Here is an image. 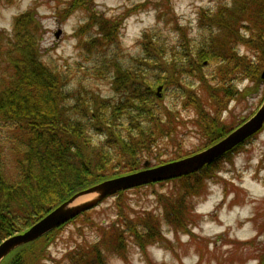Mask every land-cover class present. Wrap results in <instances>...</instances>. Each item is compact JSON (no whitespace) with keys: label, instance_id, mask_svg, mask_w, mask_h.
<instances>
[{"label":"trees","instance_id":"obj_1","mask_svg":"<svg viewBox=\"0 0 264 264\" xmlns=\"http://www.w3.org/2000/svg\"><path fill=\"white\" fill-rule=\"evenodd\" d=\"M227 2L228 5L219 1L212 13L201 14L202 18L208 17V24L202 28L209 36L200 46H192L189 40L177 47L166 43L158 32L145 33L143 39L147 41L141 45L144 56L137 61L150 71H156L153 80L146 75L139 76L137 69L133 71L131 66L118 65L114 52L110 51V56L104 58H111L116 80L122 85L123 99L112 105L91 99L78 111L79 117L68 114L64 108L63 81L59 72L40 59L41 28L36 13L28 8L15 15L13 35L8 38L7 46L0 48V122L13 126L12 147L0 144V241L26 230L77 191L140 169L145 154L153 148L155 136L163 134L167 137L168 120L175 118L167 109L160 112L157 108L158 96L153 87L161 83L158 72L166 73L169 79L186 73L202 85L219 81L215 86L209 83L208 87L204 86L212 104L211 112V109L209 112L200 109L199 98L192 92L185 94V101L198 110L195 123L205 136L204 148L229 132L217 114L227 105L228 98H237L241 92L226 82L235 77L256 84L264 82L260 75L264 70V0ZM91 7L93 0H65L56 12L63 21L72 11L86 9L87 27H96L97 35L84 40L80 38L79 45L101 57L100 54L110 50L106 46L114 43V47L117 43L119 20L97 19L96 14L89 11ZM175 26L177 32H185L177 21ZM240 47L249 52L239 53ZM211 63L215 67L210 74L212 80L203 70ZM121 114L130 118L131 121L126 122V127L132 126L130 129L119 123ZM92 129L100 131L103 140L94 142L90 136ZM245 143L235 146L199 171L164 180L174 183L173 197L186 199L200 193L206 179L214 177L231 154L239 151ZM187 155L189 153L181 155L177 152L173 160ZM123 191L111 196H116L120 216L125 217L124 206H121L125 197ZM171 204L164 202V222L186 229L189 220L184 221ZM88 211L90 209L76 217ZM134 217L140 223V229L135 222L127 223L121 217L107 229L99 226L98 245L101 247L94 246L96 257L104 253L103 239L110 238L107 251L113 241L117 244L121 241L124 245L130 236L138 240L139 246L163 239L159 216L145 211ZM57 229L14 249L10 252L13 256L9 264H42V259H47L45 248L55 239ZM88 251L73 248L65 254L70 257L66 264H95L90 259L91 251ZM258 259V264H264V247ZM54 264L61 263L56 261Z\"/></svg>","mask_w":264,"mask_h":264},{"label":"rangeland","instance_id":"obj_2","mask_svg":"<svg viewBox=\"0 0 264 264\" xmlns=\"http://www.w3.org/2000/svg\"><path fill=\"white\" fill-rule=\"evenodd\" d=\"M64 1L0 0V48L6 47L8 38L13 35L15 15L28 8L33 9L41 28L40 59L59 72L63 81L61 95H64V108L68 114L77 117L78 111L91 99L105 105L123 99L122 85H119L120 80H116L117 73L111 58H104L110 56V51L114 52L118 65L131 66L133 71L137 69L139 76L146 75L153 80L156 71H150L137 61L144 56L141 45L147 41L143 39L145 33L158 32L166 43L177 47L189 40L192 46H200L209 36L207 30H203L208 17L202 18L201 14L212 13L219 1L229 4L227 0H93L89 11L94 12L97 19L119 20L117 43L114 47V43L106 46L110 50L98 57L79 45L80 38L84 40L97 35L96 27H87V10H74L60 21L56 11ZM176 21L184 33L176 31ZM242 52L249 51L240 47L239 53ZM214 69L212 63L203 67L208 79L213 76L210 74ZM158 74L162 77L161 83L153 87L158 96L157 108L160 112L167 109L175 118L168 120L167 137L163 134L155 136L153 148L145 154L139 170L173 161L177 152L192 155L212 145L204 148L205 136L195 123L198 110L186 103L185 94H195L199 98L200 109L205 112L211 109V112L212 104L207 99L206 87L208 83L215 86L219 81L202 85L186 73L176 74L171 79L166 73ZM226 83L241 93L237 98H228L227 105L217 114L229 131L224 135L220 133L221 138L250 119L264 101V82L256 84L235 77ZM118 121L125 129L132 127H126V122L131 120L124 114L118 116ZM11 135L13 126L1 121L0 144L12 147ZM90 136L96 143L104 138L96 129L90 131ZM247 139L214 177L206 179L198 194L182 199L173 197V182L163 180L143 184L123 191L125 197L121 206H124L125 217L120 216L121 209L115 204L116 196H107L83 216L76 217L81 212L60 224L54 233L55 239L45 248L47 259H42V264L68 263L70 257L65 254L73 248L91 251L90 259L95 264H258L264 247V125ZM164 202H172L182 219L189 220L186 229L164 222ZM145 211L160 217L163 239L139 246L135 237L129 238L126 234L128 238L124 245L121 241L118 244L113 241L110 251L106 250L110 238L103 239L104 253L96 257L94 246L101 247L98 245L101 236L99 226L109 227L120 217L127 223L139 225L134 216ZM12 256L9 252L0 264H9Z\"/></svg>","mask_w":264,"mask_h":264},{"label":"water","instance_id":"obj_3","mask_svg":"<svg viewBox=\"0 0 264 264\" xmlns=\"http://www.w3.org/2000/svg\"><path fill=\"white\" fill-rule=\"evenodd\" d=\"M260 75L264 78V70ZM158 89H160V86H158ZM259 106L250 119L204 150L178 160L168 161L157 164V166L146 167L129 174L105 179L77 191L26 230L14 233L0 241V262L17 247L39 238L51 231V229L70 220V218L95 207L109 195L127 190V188L130 189L143 184L163 181L199 171L203 166L244 142L249 136L263 127L264 101ZM83 197L86 198L83 199Z\"/></svg>","mask_w":264,"mask_h":264}]
</instances>
